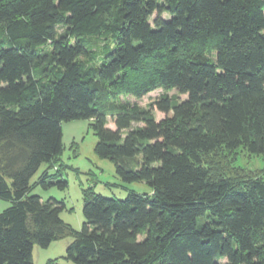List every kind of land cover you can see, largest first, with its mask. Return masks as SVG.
Returning <instances> with one entry per match:
<instances>
[{"label": "trees", "instance_id": "trees-1", "mask_svg": "<svg viewBox=\"0 0 264 264\" xmlns=\"http://www.w3.org/2000/svg\"><path fill=\"white\" fill-rule=\"evenodd\" d=\"M82 119L149 192L85 190L75 230L27 193ZM238 149L264 160V0H0V264L68 237L73 264H264V180Z\"/></svg>", "mask_w": 264, "mask_h": 264}, {"label": "rangeland", "instance_id": "rangeland-1", "mask_svg": "<svg viewBox=\"0 0 264 264\" xmlns=\"http://www.w3.org/2000/svg\"><path fill=\"white\" fill-rule=\"evenodd\" d=\"M163 18H167L165 15ZM162 94V90H156L142 99L136 101L133 98H121L130 103H137L141 107H148ZM169 96L175 97V92H168ZM180 100L185 96H178ZM156 121L164 118V114L156 108L152 110ZM91 120H73L61 122V144L62 153L55 167L48 169L49 178L45 181V186L39 184L41 174L47 170V165L42 164L30 178L31 186L28 196L36 195L41 200L54 199L62 203L60 218L63 222L71 225L75 230H80L84 221L83 217V194L90 189L93 193L106 198L124 199L128 192L146 193L149 188L143 182H123L116 173L115 165L108 159L99 158L94 153V146L97 142L91 128ZM106 127L114 129V125L108 122ZM233 163L235 166L253 172L254 175L264 180V160L262 156L249 154L238 149L234 154ZM10 184V180H6ZM38 182V183H37ZM64 183V185H60ZM11 202L0 199V213L8 208ZM70 237L60 239L50 243L45 248L36 244L33 245V264H47L51 260H56L57 264H73L69 260L63 259L66 249L71 243Z\"/></svg>", "mask_w": 264, "mask_h": 264}]
</instances>
